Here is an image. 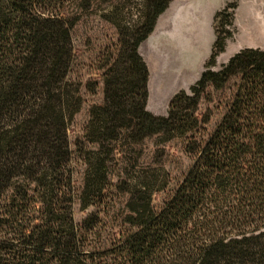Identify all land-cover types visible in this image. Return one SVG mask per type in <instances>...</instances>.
Here are the masks:
<instances>
[{"label": "trees", "instance_id": "trees-1", "mask_svg": "<svg viewBox=\"0 0 264 264\" xmlns=\"http://www.w3.org/2000/svg\"><path fill=\"white\" fill-rule=\"evenodd\" d=\"M174 1L143 0L131 26L114 0H0V264H264V51L243 49L212 69L236 33L238 1L228 3L215 16L201 79L173 98L167 115L150 112L140 47ZM104 6L119 41L100 58L104 103L92 107L73 150L69 125L83 100L81 84L69 80L72 33ZM234 78V99L203 136L211 122L198 116L203 98ZM154 137L184 139L194 159L159 211L153 196L167 182L142 168L137 150ZM118 195L124 209L111 217ZM76 201L96 208L81 225ZM105 220L121 230L107 246Z\"/></svg>", "mask_w": 264, "mask_h": 264}, {"label": "rangeland", "instance_id": "rangeland-1", "mask_svg": "<svg viewBox=\"0 0 264 264\" xmlns=\"http://www.w3.org/2000/svg\"><path fill=\"white\" fill-rule=\"evenodd\" d=\"M234 1L239 0H232ZM220 2L221 0H175L158 20L153 34L141 45L140 54L150 70V112L167 115L173 98L184 91V88L190 92V88L201 79L210 57L203 60L209 50L212 52L210 47L214 26L211 14ZM114 4L125 22L131 26L138 22L143 12V0H114ZM111 9L104 6L103 11L98 10L88 15L72 33L73 58L69 80L81 84L80 95L83 100L80 112L69 125L68 134L73 150L76 142L83 137L92 107L104 103L103 71L99 61L109 50H114L119 41L118 30L102 18ZM220 64L217 61L216 67L212 69L221 70L223 65ZM239 85L240 79L234 78L222 90L209 87L199 106L198 116L200 120L211 117V122L202 127L200 134L207 137L213 133L227 106L234 99ZM185 148L186 142L182 138L165 143L162 137H154L137 147L143 154L142 168L155 170L163 183L167 182L166 187L159 189L153 196L152 204L156 211L163 208L193 165L194 159L185 152ZM74 168L75 186L79 189L84 169L80 161L74 164ZM114 200L116 204L111 211V217L124 209L126 196L118 195ZM95 212L94 207L82 210L79 201L73 207L74 219L78 225ZM109 221L105 220L99 226L102 230L100 242L103 246L111 244L121 231L120 224Z\"/></svg>", "mask_w": 264, "mask_h": 264}, {"label": "crops", "instance_id": "crops-1", "mask_svg": "<svg viewBox=\"0 0 264 264\" xmlns=\"http://www.w3.org/2000/svg\"><path fill=\"white\" fill-rule=\"evenodd\" d=\"M230 2L232 0H221L217 7L214 8L211 14L213 26L216 14ZM234 28L236 30L234 38L227 43L225 53L218 58L220 65L227 64L233 56L243 49L251 48L264 51V0H239L235 11ZM213 33L211 50L216 40L214 29ZM210 54L209 50L203 61L209 59ZM183 90L187 91L185 88Z\"/></svg>", "mask_w": 264, "mask_h": 264}]
</instances>
